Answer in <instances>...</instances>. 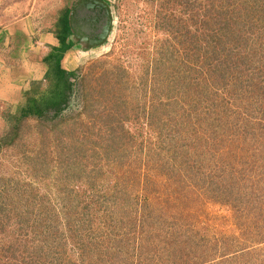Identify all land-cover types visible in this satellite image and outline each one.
<instances>
[{
  "label": "trees",
  "instance_id": "trees-1",
  "mask_svg": "<svg viewBox=\"0 0 264 264\" xmlns=\"http://www.w3.org/2000/svg\"><path fill=\"white\" fill-rule=\"evenodd\" d=\"M153 1L163 37L142 50L140 83L107 66L95 100L87 69L62 66L69 10L46 31L58 45L5 115L0 152L29 120L61 135L73 102L85 118L70 139L43 137L51 155L28 163L12 200L0 192V264H264V0ZM209 201L231 207L243 237L199 234Z\"/></svg>",
  "mask_w": 264,
  "mask_h": 264
},
{
  "label": "rangeland",
  "instance_id": "rangeland-1",
  "mask_svg": "<svg viewBox=\"0 0 264 264\" xmlns=\"http://www.w3.org/2000/svg\"><path fill=\"white\" fill-rule=\"evenodd\" d=\"M106 1L114 15L113 31L109 42L99 48L85 47L84 50L74 48L67 52L62 60V66L66 70L74 71L80 68L87 69L84 73H90L89 77H92L85 80L82 87L86 89V92H90L91 100L97 98L98 90L104 79L96 81V78L107 66L113 67L114 64H118L126 67L131 74L128 77L129 84L131 81H137L138 85L140 83V63L143 64L145 59L148 60V56L142 50L145 49L146 52L152 54L156 40L163 37L154 26L157 21L155 11L159 10V3L153 0ZM64 2L65 0H0V31L29 15H31L30 18L36 30L35 37L31 36L33 46L29 49L28 45H25L27 44L26 39L8 38L0 43V138L4 137L8 131L5 115L16 110L21 93L30 89L32 82L42 79L45 65L41 59L51 44L38 42L39 34L45 33L49 30L48 28L54 26L55 19L64 11L61 10ZM24 47L28 50L25 51L28 55L18 54L19 48ZM94 63L99 64L92 67ZM123 93L125 96L135 95L130 89H124ZM77 104L78 102H73L72 108L79 109L81 105ZM90 104L93 110L97 107V102L91 101ZM76 109L71 110L72 117L71 121L68 120V126L60 130L62 136L51 128H40L34 120H29L25 122L16 145L0 152V192L4 194L7 203L12 200L9 198V193L14 194L11 189L15 188L16 181L24 185L23 182L28 184V181L33 178V173L27 170L28 163L36 161L38 165L43 155H51L50 148L52 147L48 143L43 144L45 142L43 137L51 135L70 139L73 127L81 126L79 123L83 122L85 117L78 119L75 115ZM93 110L95 114L97 111ZM89 133L86 131L85 135L89 136L92 144L96 136ZM107 171L111 174L113 168H108ZM114 172L117 174L119 170L115 169ZM198 216L200 220L195 229L201 236L216 237L218 240L226 238L229 241L243 237L245 231L238 229L241 220L237 221L234 218L231 207L227 205L209 201L202 206ZM249 226L253 228L251 231H257L254 228L256 224L251 223ZM249 233V235L253 234L250 231Z\"/></svg>",
  "mask_w": 264,
  "mask_h": 264
},
{
  "label": "water",
  "instance_id": "water-1",
  "mask_svg": "<svg viewBox=\"0 0 264 264\" xmlns=\"http://www.w3.org/2000/svg\"><path fill=\"white\" fill-rule=\"evenodd\" d=\"M102 9L103 8L100 7L98 10H88V12L93 13V15L91 14V16L89 15L86 18L83 17L81 19V27L85 26L83 28L86 30V33H78V37H81L83 41L88 42L90 36H93V39L91 40V48L105 46L112 35L114 25L113 11L109 7L106 11ZM76 13V11L72 12L73 17L76 16Z\"/></svg>",
  "mask_w": 264,
  "mask_h": 264
},
{
  "label": "flooded vegetation",
  "instance_id": "flooded-vegetation-1",
  "mask_svg": "<svg viewBox=\"0 0 264 264\" xmlns=\"http://www.w3.org/2000/svg\"><path fill=\"white\" fill-rule=\"evenodd\" d=\"M98 6L103 8L102 10L106 11L108 10L109 4L106 0H74L70 3L65 0L61 10H69V25L71 28V35L69 37V41L73 43V49H83L85 47H91V40L93 39V36H90V40L88 42H85L82 40L81 37H78V33H86V30L83 28L85 26L81 27V19L83 17L86 18L89 15L91 16V14L93 15V13L88 12V10H98V8H100ZM74 10L77 12L75 17H73L72 15V12ZM59 17L60 15L56 19H59Z\"/></svg>",
  "mask_w": 264,
  "mask_h": 264
},
{
  "label": "crops",
  "instance_id": "crops-1",
  "mask_svg": "<svg viewBox=\"0 0 264 264\" xmlns=\"http://www.w3.org/2000/svg\"><path fill=\"white\" fill-rule=\"evenodd\" d=\"M72 1H74V0H67L68 3L72 2ZM30 16L31 15H29V17H26V18L16 22L15 24H12L9 28L1 30L0 31V40H1L0 43L3 42L4 40L8 39V38H11L13 40H14V38L26 39L27 44H25V45H28V49L30 47H32L33 46L32 45L33 40L31 38V36L35 37L36 30L32 24ZM38 42H42V43L45 42L47 44H51V46L58 45L57 39L54 38L53 34L50 32H45V33L39 34ZM19 49L20 50H19L18 54H20V55L21 54H23V55L27 54L28 55V52H25V51H28V50H25L26 49L25 47L22 49L21 48H19Z\"/></svg>",
  "mask_w": 264,
  "mask_h": 264
}]
</instances>
